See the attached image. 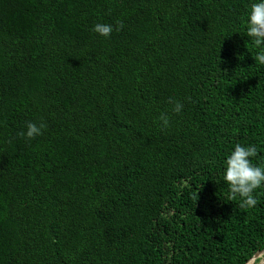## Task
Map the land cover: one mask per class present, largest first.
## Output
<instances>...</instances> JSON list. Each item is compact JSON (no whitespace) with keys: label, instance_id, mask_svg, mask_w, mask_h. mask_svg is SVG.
Returning <instances> with one entry per match:
<instances>
[{"label":"trees","instance_id":"trees-1","mask_svg":"<svg viewBox=\"0 0 264 264\" xmlns=\"http://www.w3.org/2000/svg\"><path fill=\"white\" fill-rule=\"evenodd\" d=\"M254 2L0 0V264H244L264 248V187L241 208L224 181L237 144L264 165ZM28 122L43 134L19 136Z\"/></svg>","mask_w":264,"mask_h":264},{"label":"clouds","instance_id":"clouds-1","mask_svg":"<svg viewBox=\"0 0 264 264\" xmlns=\"http://www.w3.org/2000/svg\"><path fill=\"white\" fill-rule=\"evenodd\" d=\"M124 27L123 21H118L116 31L122 30ZM93 31L101 36L109 37L113 31V27L109 24L97 23ZM247 36L252 38L254 44L261 48V51L254 57L256 61L264 65V0H257L250 6V12L247 22ZM172 103V100H169ZM183 105L176 102L173 107V112L180 113ZM159 120L162 122V130L169 126V118L161 114ZM46 125L41 123L39 126L36 123L28 122L27 131L19 132L18 135L29 139H34L36 136L42 135V129ZM258 155L255 145L244 147L237 144L234 151L227 157L226 170L224 173V181L229 187V200L241 198V208H254L258 200L253 193L255 190L264 187V165L257 166L252 162V159ZM252 259L255 264H264V255H253Z\"/></svg>","mask_w":264,"mask_h":264},{"label":"water","instance_id":"water-1","mask_svg":"<svg viewBox=\"0 0 264 264\" xmlns=\"http://www.w3.org/2000/svg\"><path fill=\"white\" fill-rule=\"evenodd\" d=\"M264 254V248L261 250H258L255 255H263ZM253 257V256H252ZM252 257L244 264H255V260L252 259Z\"/></svg>","mask_w":264,"mask_h":264},{"label":"rangeland","instance_id":"rangeland-1","mask_svg":"<svg viewBox=\"0 0 264 264\" xmlns=\"http://www.w3.org/2000/svg\"><path fill=\"white\" fill-rule=\"evenodd\" d=\"M264 255V254H263Z\"/></svg>","mask_w":264,"mask_h":264}]
</instances>
